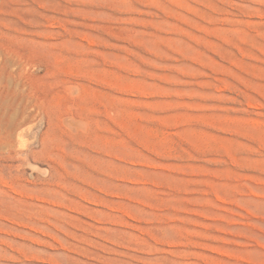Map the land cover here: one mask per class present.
I'll use <instances>...</instances> for the list:
<instances>
[{
    "label": "rangeland",
    "instance_id": "rangeland-1",
    "mask_svg": "<svg viewBox=\"0 0 264 264\" xmlns=\"http://www.w3.org/2000/svg\"><path fill=\"white\" fill-rule=\"evenodd\" d=\"M0 264H264V0H0Z\"/></svg>",
    "mask_w": 264,
    "mask_h": 264
}]
</instances>
